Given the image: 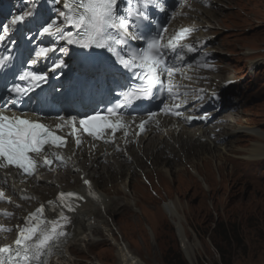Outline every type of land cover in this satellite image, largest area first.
I'll use <instances>...</instances> for the list:
<instances>
[{
  "label": "rangeland",
  "instance_id": "374dc122",
  "mask_svg": "<svg viewBox=\"0 0 264 264\" xmlns=\"http://www.w3.org/2000/svg\"><path fill=\"white\" fill-rule=\"evenodd\" d=\"M218 7L212 28L218 33L211 35L213 46L229 60V64L221 65H224L222 71L231 72L239 79L236 91L243 107L237 111L244 125L263 132L262 135L248 132L238 138L231 132L223 138L244 148L254 147L253 143L264 145V0H221ZM241 109L245 111L240 113ZM240 139L244 140L240 142ZM179 154L183 156L182 152ZM201 157L208 162V171L202 168L200 157L195 158V166L174 158V168L165 165L167 173L160 168L152 169V161L143 158L149 166L144 174L150 182L142 181L136 168V179L143 190L137 192L139 186L128 180L129 190L137 189L134 205L120 198L123 192L116 184L111 188L108 184L104 192L118 198L110 206L119 207L114 216L107 218L108 228L99 229L100 244L84 245L79 236L69 246L71 263L115 264L118 243L122 241L147 262L153 261L151 254L163 264H264V159L247 160L232 153L212 156L208 152ZM205 174L210 176L208 182ZM121 178L117 179L118 184ZM161 199L171 202L178 199L183 205L188 242L198 244L194 263L163 211ZM141 209L148 215L147 220ZM136 217L141 221L138 226Z\"/></svg>",
  "mask_w": 264,
  "mask_h": 264
},
{
  "label": "snow or ice",
  "instance_id": "6c2138e0",
  "mask_svg": "<svg viewBox=\"0 0 264 264\" xmlns=\"http://www.w3.org/2000/svg\"><path fill=\"white\" fill-rule=\"evenodd\" d=\"M53 3L59 6L58 15L55 17L49 16L48 9L41 4L32 3L27 11L13 15L9 23L0 22V31L3 33L0 34V43L8 39L17 49L15 57L11 54L0 56V78L12 75L14 80L30 81L34 85L23 87L13 81L7 89L10 99L5 100L0 108L7 109L9 104L15 106L21 102L22 97H27L29 102H32L29 93H33L35 88L47 82L48 74H38L33 70V66L41 58L49 59V54L57 49L55 43L47 47L40 46L35 50L33 57V49L29 45L36 39L37 33L40 37L65 41L68 45H77L81 49H106L117 57L116 64L119 68L93 66L86 69L83 77L85 83L100 75L111 77L118 83L115 77L117 74L123 75L121 69L134 73L135 79L139 81L138 84L124 87L116 103L106 109V115L94 110L93 115H85L79 119V125L94 138H101L104 129H110L113 133L124 129L127 124L123 118L124 109L134 110L137 102L159 98L165 91L169 95L173 94L174 86L171 81L180 69L169 61L182 59L180 53L185 48L187 52H193L195 49L185 43L187 35L192 31L190 28L182 27L167 37L166 27L163 31L153 32L151 11H166V0H135V3L133 0H127L125 9L119 7L120 0H53ZM58 22L61 23L59 27ZM64 23L67 28L63 26ZM15 34H18L19 39L11 38ZM131 41L142 43L139 47H132ZM16 60H19L21 65L25 61L28 63V68L18 77L15 75L19 71ZM65 67L62 59L53 61V71H60ZM165 76L168 79L167 84ZM69 87L74 88L77 85L70 83ZM41 98L46 100L43 88ZM179 107L175 105L174 108H161L159 113L180 117L181 113L175 110ZM157 115L156 112H149L148 119L140 121V130L143 131L147 123ZM76 119L60 117L61 123H57L55 128L61 129L64 124H72V134L75 135ZM187 119L192 120L195 117L189 116ZM80 143L81 140L77 138V146ZM53 146L57 149L66 147V140L46 124L36 119L22 118L16 114L8 115L6 111H0V169L15 168V176L27 179L35 175L39 167L50 166L54 161L65 159L56 153L48 154V148ZM6 179L7 177L4 178L5 182ZM83 183L90 185L87 179H84ZM3 195V185H0V198H3ZM65 198L83 199L73 192L59 193L58 199L62 204ZM65 206L69 212L75 210L71 204ZM44 211L45 206L41 205L34 212H30L24 217V226H17V236L13 244L0 245V264H49V258L59 251L66 239L68 234L65 229L72 221L63 212L56 219H47L44 217ZM2 214L11 215L7 212ZM0 231L12 229L0 226Z\"/></svg>",
  "mask_w": 264,
  "mask_h": 264
},
{
  "label": "bare ground",
  "instance_id": "6f19581e",
  "mask_svg": "<svg viewBox=\"0 0 264 264\" xmlns=\"http://www.w3.org/2000/svg\"><path fill=\"white\" fill-rule=\"evenodd\" d=\"M207 1L209 2L206 3L203 2V0H188L186 6L180 7L178 10L181 14H184V16L172 21V25L174 24L176 28L183 26L193 28L190 33L191 37L205 36L209 39V47L205 48L202 54L204 60L201 61V66L198 62L194 61L190 66H185L183 68V71L186 72L187 75L182 78L180 83L182 84L183 90L186 92V96L182 97L181 102L178 104L182 106L183 113L193 109V113L188 114L190 116L195 113V109L202 101H192V98L200 93L197 90L198 87L215 82L216 79H219L215 82L216 86H218L221 80L234 78L231 72L222 71L220 69L207 72L211 76L210 78L202 77V75L205 74V65L203 66L205 60L211 61L218 56V61L216 63L219 64L224 62L229 64L228 58L222 55V51L219 50V48H217V51L214 50V39L211 36L214 33H218L212 28L214 27L213 21L216 20L214 19V13L219 12L218 6L221 0ZM59 26L61 25L59 24L58 27ZM255 63L253 62L252 64ZM230 86H233V84L225 88L226 92L231 88ZM232 99L236 101L233 104L240 103L241 96L234 94ZM226 109H228L227 112H225ZM214 111L215 113L206 119V124H204V121L198 120L197 126L195 125L191 128L184 126V124L178 122L176 118H165L161 115H157L156 120H150L145 129L141 131L139 127L140 121L147 120L148 118L136 117L124 119L127 121L126 127L122 129L121 132L113 134L115 145L118 146L121 151L114 150L110 144L97 143L89 137L80 135L76 125V132L75 135H73V125L65 124L61 130L63 132L68 131L69 161L72 163V166L79 169V171L74 172L68 168L64 171H56L54 175L52 173L45 175L46 180L41 186H32L28 180H25L23 185L33 189V192L38 197L46 198L48 197L47 193L54 194L57 186L63 188L79 187L82 181L81 176L91 180L97 190L98 196L94 198L93 201L87 200L78 206L77 212L74 213L75 226L72 240L76 243L78 237L81 236V242L84 245L100 244L102 241H99V229L101 227L108 228L109 224L107 223V218L114 216L117 210L116 208L119 207V205L116 207L110 206V204H114L118 198L116 199L115 195L105 193L104 189L108 187V184H110V188L112 184H116L120 191L123 192V196L120 198L130 205H134L136 201L135 196H138L137 192H140V190L142 192L143 190L140 181L136 179V168L140 170L138 175H141L142 181L148 180L144 172L149 171V166L143 162V158H145L146 161H152V169L160 168L164 173L169 171L165 165H173V168L175 167L174 158L181 159L182 164L190 162L191 164L189 166H195L197 165L195 158L200 157L202 160V168L208 171V162L201 157L207 152L212 154V156H219L222 154L229 155V153H232L235 156L242 155L247 160L264 159V145L253 143L252 146L254 147L244 148L241 145H235L232 141L227 143L223 138L225 134L231 132H235V137L238 138L240 134L243 135L248 132L262 135V131H255L245 126L239 112H236V110L231 111L225 105H221L218 110L211 109L208 114ZM244 111L245 109H241L240 113ZM245 121H247V119H245ZM57 123L61 122L57 120ZM126 132L127 135H125ZM77 138L81 140L79 146L76 144ZM171 139L173 143H171ZM242 140L244 139H240V142H242ZM247 151L249 152L246 153ZM180 152L183 154L182 157L179 154ZM194 173L198 174L197 171ZM120 177H122V182L118 184L117 179ZM205 177L208 182V179H210L209 174H205ZM129 179L133 180L135 186H139L140 189H136L137 192L136 190H129ZM48 180H50L51 183H48ZM202 180L204 179L202 178ZM148 182L150 181L148 180ZM161 200V203H163V211L175 226L181 241L184 243V251L192 263H194V253L198 244L188 242V236L184 229V220L187 216L184 215L186 212H184L183 205L180 204L178 199H174L172 202L169 199L165 201H163L164 199ZM103 212H105L106 216ZM23 213L24 211L22 209L16 210L18 218L21 217ZM11 215L16 217L15 210L11 212ZM141 215L147 220L146 216L148 215H146L142 209ZM152 218L156 220L154 217ZM136 219L135 224L138 226L141 221H138V217H136ZM109 231L112 232L111 227ZM3 234L4 233L0 232V236ZM142 239L144 242L146 241L144 237ZM118 244L119 248H117L115 253V264H163L154 259L151 254L149 257H151L153 261L147 262L138 253L132 251L128 244L122 241Z\"/></svg>",
  "mask_w": 264,
  "mask_h": 264
},
{
  "label": "trees",
  "instance_id": "16d2710c",
  "mask_svg": "<svg viewBox=\"0 0 264 264\" xmlns=\"http://www.w3.org/2000/svg\"><path fill=\"white\" fill-rule=\"evenodd\" d=\"M216 248L218 249V247L216 246ZM219 250V249H218Z\"/></svg>",
  "mask_w": 264,
  "mask_h": 264
}]
</instances>
